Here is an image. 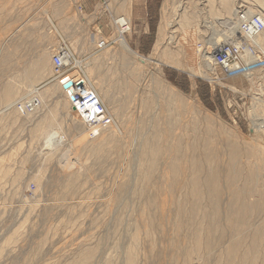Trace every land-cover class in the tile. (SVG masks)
I'll list each match as a JSON object with an SVG mask.
<instances>
[{
  "label": "rangeland",
  "instance_id": "374dc122",
  "mask_svg": "<svg viewBox=\"0 0 264 264\" xmlns=\"http://www.w3.org/2000/svg\"><path fill=\"white\" fill-rule=\"evenodd\" d=\"M163 1L0 0V264H231L234 241L242 258L255 232L264 236V135L252 129L262 115L264 69L211 80L200 57L221 30L222 14L241 5L262 10L256 0H229L224 9L220 0H178L175 29L185 56L174 68L153 55ZM126 8L133 28L125 37L147 58L141 63L119 44L97 48L100 37H113V13ZM64 47L73 57L65 77L88 78L112 97L105 103L113 124L96 139L71 118L63 94L69 85L54 75L52 57ZM44 54L48 64L30 82L28 72ZM128 86L140 106L132 112L124 104ZM30 98L40 106L23 116L16 106ZM147 144L156 149L150 159ZM196 162L204 180L214 170L220 177L217 195L203 190L197 219ZM241 203L250 215L231 224ZM213 232L212 250L200 249L194 235L205 244ZM254 251L263 264V244ZM238 258L233 264H247Z\"/></svg>",
  "mask_w": 264,
  "mask_h": 264
},
{
  "label": "bare ground",
  "instance_id": "6f19581e",
  "mask_svg": "<svg viewBox=\"0 0 264 264\" xmlns=\"http://www.w3.org/2000/svg\"><path fill=\"white\" fill-rule=\"evenodd\" d=\"M177 1L178 0H164L163 1L162 12H161V20H160V23H159V26H158L157 40H156V44H154L155 47H154V51H153V55L156 57V58L154 57L155 58L154 61L161 60V61H163V63L165 65L170 66V67H174V68H179V67L182 66L180 57L183 58L185 56L184 55L185 54L184 48L182 46L180 47L178 45L179 42L177 43V30L178 29L177 30L175 29V27H176L175 26L176 25L175 24L176 14H174V13L180 11L183 8L181 6V3L179 1H178L179 4L177 5ZM205 1H207V0H205ZM228 1L229 0H220V3H219L220 7H222L223 9L224 8H229L230 6L228 7ZM237 1H241V0H233L232 2H235L236 3ZM256 1L258 2V5L257 6H259V8L264 12V0H256ZM245 6H246V4H245ZM231 7H232V5H231ZM238 7H235L234 9H232L230 11V13L228 11H226V14L225 15H223V14L221 15L220 14L221 16H225V17L224 18H217L218 22L221 21L218 24H222V25L226 26V30L224 32H222L219 29L220 31H217V33H214L213 34L212 41L211 42L209 41L212 44V47H208L207 46L205 49H208V50L206 52H202L201 55H200V57L202 59V62L204 63V67L206 69L205 73H206V75L210 76V79L211 80H215L216 79V78H214L215 75H216V71L213 70L211 68L210 64H209V62L211 61V55H209L210 49L213 48V47H214L213 49L218 48L222 43L228 41V36L229 35L235 34V32L237 30V25L234 22V16H235V13L237 12V10L240 7L242 8L244 6L241 5L239 8ZM244 8H246V7H244ZM247 10L250 13H255V14L261 16L264 19V15H263L262 11L259 12V11H257L256 9H254V8H252L250 6H248V9ZM127 12H128L127 8L124 9L123 12L120 13V14L113 13L112 12L113 13V16H112V25L114 27L113 37L112 38L110 37V40L109 41H108V39H106V41H108V43L106 44V46L100 48V50L105 49V48L109 47L112 44H119V46L122 48V50L124 52H126V54H128L129 56H132V59H133L134 56L138 57V61H139V63H141L140 61H144L147 58H145L144 56H141L138 53H136L130 47V45H129L128 41L126 40V37H125V34L130 33L132 31V28H133L132 27V22H131L130 16H129V14ZM100 13L101 12H98V13H96V14L93 15L95 17L94 18V21L100 16ZM176 19H177V17H176ZM182 19H183V16H182ZM189 20H190V18H189ZM179 23H178L179 24V27L181 28L183 26L182 24L184 22H183V20H181ZM213 28H215V27H213ZM100 38H102V37H100ZM257 43H259L260 45L264 46V33L262 35H260L259 37H257ZM173 44L176 45V46L173 47L174 46ZM63 45L65 46L66 44H63ZM64 48H67L70 51L69 53H67V56L68 57H66L67 67H69V64L70 63H71V65L73 64V57L71 56V52L72 51L68 47H64ZM59 50H63V49H59ZM49 57H50L49 54L48 55L47 54H44V57L41 58L40 60H38L37 63L31 69V71L28 72L27 77H28V79H29L30 82H34L35 77H37L38 74H39L38 71L40 69L42 70L44 67H46V65L48 64V60H49L48 58ZM126 60L129 61V58L126 59ZM248 61H249V59H248ZM249 62L251 64V61H249ZM77 67L78 68H81V65L80 64H77ZM75 68H72V70H75ZM67 70H69V69H67ZM67 70H64L62 73L56 75L57 76L56 79L65 77V75H67V73H68ZM188 70L194 73V70L192 68L189 67ZM255 71L256 70L252 69L247 76L248 77H251L252 74H254ZM257 71H260V70H257ZM80 72H81V70H80ZM147 74H148V71L146 73L143 72V74H141V75H142V77H146ZM54 75H55V73H54ZM75 75L76 74L74 73V74H71V75L66 76L64 78L65 79V82H66L65 85H69L67 88H65V90L68 89L70 87V85L72 83H74V82L75 83H80V84L83 83V82H81L80 79H78L77 77H75ZM243 77H246V75H243ZM232 78L238 79L239 76H235V77H232ZM87 80H88V82H85L84 84L88 87V89H90L91 91L95 92V94L98 95V97L103 101V103L105 105H106L105 102H107L108 105H109V103L112 102V97L109 94V92L108 91L105 92V91L101 90L102 93H100V91L96 88V86H94L92 84V82L90 81V79L87 78ZM153 80H154V76H153ZM166 83L169 85V87H171V84H169L168 82H166ZM141 89L140 88L137 89L136 94H135V97H136V100L138 101V103L143 104L144 101H145V97H144L145 91L143 92V90H141ZM65 90L63 91L64 92L63 94H64V97H65V99L67 100V102L69 104V108H70V111H71L70 114L72 116L71 118H73L74 119L73 121H76L77 124H78V120H79L85 126L84 122L81 120V118L79 116V113H78L77 109H75L74 107H72L71 104L69 103V99H68L67 94L65 93L66 92ZM13 91L14 90L11 87L8 88L7 91H6V93H5L6 94V97L7 98L11 97L13 95ZM133 94L134 93L131 92V89L128 86V94H127L128 97L126 96L127 98H125L124 104H125V106L127 107V109L130 112H132L133 109H135V110L140 109V106H138L137 103H134L135 100L132 98V95ZM34 99H37V98H34ZM259 102L262 104V105L261 104L259 105L261 107L260 109H261L262 115L260 114L259 116H257L255 114L256 115V118H255V120L253 122V128L252 129H253V132L254 133L261 132L264 135V100H261ZM18 105L16 106V109L21 114V112L18 110ZM106 107H107V105H106ZM107 109H108V107H107ZM60 112H63V114L66 115V112L63 110L62 107H60ZM21 115H23V114H21ZM23 116H25V115H23ZM111 116H112V114H111ZM103 129H105V128H103ZM103 129H100L99 130L98 137L101 136V131ZM88 133H89V131L87 130V134ZM155 134L156 135L154 136V138L161 139L160 135L157 132ZM98 137H96V138H98ZM58 138H59V134L58 133L55 134V135H51V137H50V139L52 141H57ZM96 138H94V139H96ZM99 144H100V146L98 147V150L101 147H103V144L104 143L103 142H100ZM155 152H156V149H155L154 145L147 144L145 146V148H144V154H145L146 158H148V159H150L155 154ZM148 162L149 163H152L151 161H148ZM194 167H195V172H194V177H193V181H192L193 182L192 183V187H193V198L195 200V202H194L195 205L194 206L197 207V210H196L197 213H195L193 211L192 212V215L195 214L196 215V219H197L198 218L197 217L198 216V213L200 212V209H201V208H199V205H200L199 203H200L201 200H203V194L205 193L203 190H207V193H209L212 196L217 195L218 192H219V187H220V184H219L220 183L219 182L220 177H219L218 171L214 170L213 173L210 176H208V178H206L204 180L203 177L200 174V171H201V168H202L201 165H200V163L199 162H196L194 164ZM172 172L175 174L177 172L176 168H173ZM71 182H72V180H71ZM69 185H70L71 188H73V185L71 183ZM72 190H74V189H72ZM236 206L237 205L232 204L230 206V210L233 211L236 208ZM240 206H241L240 209L238 211H236V213H238V216L236 218H232L231 217L232 218L231 221H230L231 224H238L239 222L245 221V219L247 218L248 213H250L251 210H252L251 207L248 206L247 203H241ZM179 208H180L179 209V213L182 215V213L184 211L183 204L180 205ZM249 215H248V217H249ZM207 216H205V217H207ZM194 221H195V219H194ZM207 221H209V220H207ZM213 224L215 225L216 223L213 222ZM214 233L215 232H213V233L209 234V236H207V240H206L207 243L205 242V244H203L201 242V236L199 234H195L194 236L196 238L197 246H199V248L201 249V245H204V249H206V250H212V247L214 246L213 240L215 238V237H213L214 236ZM260 234H261L260 231L255 232L254 245L249 250V252L247 251L248 253H245V254L242 253V255H243L242 258L241 257L238 258V256L241 255L240 253L242 251V250H239V249H241L240 248V243L238 241H234L232 243V246H231V248L229 250V253H228L229 260H233L234 259L233 261L235 262V261H238V260H235L236 258H238V259L241 258L247 264H248V262L249 263H253L254 262L253 264H256V262H257V260H259V258H258V256H256V253L257 252L254 251V250H257L259 248L260 243H262L263 246H264V236L262 237ZM217 238L219 239V237H217ZM214 242H216V241H214ZM130 258L132 259L131 256H130ZM133 260H134V258H133ZM233 261H230L231 264L234 263ZM261 264H262V262H261ZM263 264H264V262H263Z\"/></svg>",
  "mask_w": 264,
  "mask_h": 264
},
{
  "label": "built area",
  "instance_id": "2783aa9c",
  "mask_svg": "<svg viewBox=\"0 0 264 264\" xmlns=\"http://www.w3.org/2000/svg\"><path fill=\"white\" fill-rule=\"evenodd\" d=\"M248 8L240 7L234 16L237 25L235 34L228 36V41L222 43L218 48L212 49L209 53L211 68L216 71L217 78L221 75L224 78L248 75L252 69H264V46L257 43V37L264 33V19L250 13ZM226 26L222 25L221 31L224 32ZM108 41L104 37L99 39L97 48L106 46ZM205 47L202 49L204 52ZM67 48L58 50L52 57V64L55 75L66 70ZM251 61L250 62L248 61ZM218 80V78H217ZM69 103L77 109L81 120L89 131L90 139L98 137L100 129L108 128L113 124V117L103 101L95 92L88 89L84 83H72L65 90ZM38 99H27L18 105L21 114L35 113L39 108Z\"/></svg>",
  "mask_w": 264,
  "mask_h": 264
}]
</instances>
